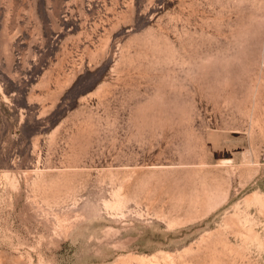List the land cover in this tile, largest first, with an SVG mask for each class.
Segmentation results:
<instances>
[{
	"label": "rangeland",
	"instance_id": "374dc122",
	"mask_svg": "<svg viewBox=\"0 0 264 264\" xmlns=\"http://www.w3.org/2000/svg\"><path fill=\"white\" fill-rule=\"evenodd\" d=\"M0 264H264V0H0Z\"/></svg>",
	"mask_w": 264,
	"mask_h": 264
}]
</instances>
